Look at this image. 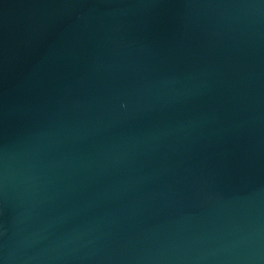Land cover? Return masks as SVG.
I'll use <instances>...</instances> for the list:
<instances>
[{
    "label": "water",
    "instance_id": "water-1",
    "mask_svg": "<svg viewBox=\"0 0 264 264\" xmlns=\"http://www.w3.org/2000/svg\"><path fill=\"white\" fill-rule=\"evenodd\" d=\"M0 264H264V0H0Z\"/></svg>",
    "mask_w": 264,
    "mask_h": 264
}]
</instances>
